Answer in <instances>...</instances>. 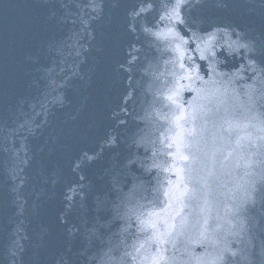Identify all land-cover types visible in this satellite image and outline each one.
Masks as SVG:
<instances>
[{"label":"water","instance_id":"95a60500","mask_svg":"<svg viewBox=\"0 0 264 264\" xmlns=\"http://www.w3.org/2000/svg\"><path fill=\"white\" fill-rule=\"evenodd\" d=\"M173 3L0 0V264H259L264 0H191L182 58L141 28ZM217 26L254 42L255 70L221 49L228 75L182 79H209L190 37Z\"/></svg>","mask_w":264,"mask_h":264},{"label":"clouds","instance_id":"9594fccd","mask_svg":"<svg viewBox=\"0 0 264 264\" xmlns=\"http://www.w3.org/2000/svg\"><path fill=\"white\" fill-rule=\"evenodd\" d=\"M249 11H251V10H249ZM135 12H129V16L133 17V18L137 17ZM180 16H181V13H180ZM160 17H165V18L163 20H161ZM161 21L165 22L166 29H168V28L175 29V24L177 22L179 23V21L175 18L174 15L171 18L168 17L167 10H164L161 12L159 19L157 21V29H159V23ZM141 28H142V31L144 33H147V32H145V28H149V27H146L142 24ZM150 29L152 32L163 30V29L153 30L152 28H150ZM129 31L133 34V37L135 39H137V40L140 39V37L137 33V29L134 25H129ZM189 31L191 32V30H189ZM233 32H235V38H233V35H232ZM193 33H195V32H192L191 37H190L193 40V42H196L197 40H199V42H196L195 50L197 51L198 48L206 49L208 52V57H212V59L208 61V65L214 63L216 65V68H217L216 56H217V52H219L221 49H226L228 55H231L233 52H235L238 56L240 55L241 50H243L245 61L247 62L248 65L253 66L252 70H255L256 61L249 58V53H252V54L256 53L255 44L251 40L242 39L245 36V33L241 32L239 29L233 28L230 30L227 27L217 26V27H213L210 32L204 34L201 37H197V34L195 33L196 38H193ZM221 33L223 34L222 40L219 38V35ZM181 37L183 39L184 45L188 44L189 38H185L183 36H181ZM259 39H260V37L258 35L257 40H259ZM180 43H181V40H179V39H171L170 43L167 45V48L171 51H174L173 49H175L177 47V45H179ZM135 47H136V45L133 44V48H135ZM199 58H200V55H199ZM189 59H191V57H189ZM219 63H224V61L220 60ZM209 70L211 71L210 68H209ZM243 70H245V64L242 63L239 66V68L234 71L233 75H239L240 72H242ZM222 73H227V72H220L217 70V76H220V77L225 76V75H221ZM120 123L123 124L124 121L121 120ZM109 143L112 145H115L116 144V137L111 136L109 139ZM249 198L253 199L251 197V195ZM241 226H243V225H241ZM228 251L231 252V255L233 257L236 256L235 251H232L231 249H228ZM127 255L132 256L133 259L135 260V256H133L132 253H127ZM259 255L261 257L259 264H264V252L259 253Z\"/></svg>","mask_w":264,"mask_h":264},{"label":"snow or ice","instance_id":"6c2138e0","mask_svg":"<svg viewBox=\"0 0 264 264\" xmlns=\"http://www.w3.org/2000/svg\"><path fill=\"white\" fill-rule=\"evenodd\" d=\"M197 2H199V0H197ZM191 3V0H175V3H173L170 6V10L167 11L168 17L171 18L173 15L175 16V18L179 21L180 24H184L185 20L180 16V9L182 7L188 6ZM153 5L152 3H147L146 5H142L138 11L135 12L136 16H140L142 13H146L150 8H152ZM169 6L165 5V8L168 9ZM165 17H160L161 20H163ZM191 30V29H189ZM145 32H147L149 35L155 36L158 39H179L181 40V43L179 45H177V47L175 49H173L175 52L179 53V58H182L184 56V50H183V39L180 36L179 32L175 31V29L173 28H168L166 30H161V31H156V32H152L150 28H145ZM193 38H196L195 33H193ZM197 51L200 53V59L201 60H207L208 59V52L206 49H202V48H198ZM207 53V55L205 54ZM264 54V53H262ZM208 67L211 69L210 71V75H209V79L208 80H204V77L202 75H198L199 72V67L196 64H192L190 69L185 68V65L183 63H180V68L181 69H185L184 75L181 77L182 79H189V80H193V79H197V80H201L203 82L204 85H208L209 83H216L215 80V76L217 75V68L216 65L214 63L209 64ZM221 75H228L227 73H222ZM181 87H189L190 86H181ZM198 92L203 91V89H199L197 90ZM176 95H178V92L175 93ZM168 99L173 101V103H175L174 100V96L173 95H169ZM125 122V121H124ZM169 147H171V145H169ZM89 160H92L94 157L92 156H88L87 157ZM184 160H187L188 157L187 156H182L181 157ZM154 167H159V165H153ZM181 171V169H177V172L179 173ZM195 191V190H193ZM188 193V189L187 187H185V189L182 191L181 195H187ZM166 195H168L169 193H165ZM141 223H144V221H141ZM153 227L155 226L154 224L152 225ZM223 256L221 255L219 257V259L223 260Z\"/></svg>","mask_w":264,"mask_h":264}]
</instances>
